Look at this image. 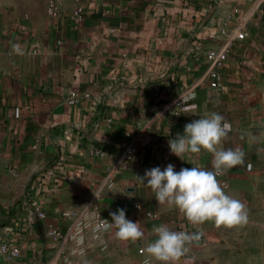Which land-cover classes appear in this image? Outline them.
Segmentation results:
<instances>
[{
    "label": "crops",
    "instance_id": "1",
    "mask_svg": "<svg viewBox=\"0 0 264 264\" xmlns=\"http://www.w3.org/2000/svg\"><path fill=\"white\" fill-rule=\"evenodd\" d=\"M223 48L215 66L208 54ZM0 50V245L18 246L25 264H160L146 247L165 224L199 235L177 264H224L228 250L233 264H264V0H0ZM71 90L89 97L70 104ZM211 112L232 124L222 147L245 153L222 174L223 190L245 205L243 226L193 225L140 178L169 163L212 170V153L181 160L169 148ZM92 192L109 221L126 209L142 240L110 227L80 256L50 235L70 229ZM0 264L14 260L0 254Z\"/></svg>",
    "mask_w": 264,
    "mask_h": 264
},
{
    "label": "clouds",
    "instance_id": "2",
    "mask_svg": "<svg viewBox=\"0 0 264 264\" xmlns=\"http://www.w3.org/2000/svg\"><path fill=\"white\" fill-rule=\"evenodd\" d=\"M13 48L22 54L19 44H14ZM231 131L232 124L218 112L185 124L183 133H177L169 140L170 152L182 160L185 154L206 150L213 154L212 170L192 166L177 171L171 163L163 169L160 166L146 169L140 178L154 192L156 201L178 208L193 225L208 221L226 227L246 224L245 205L228 195L217 180L227 169L244 163L242 150L222 147ZM110 216V222L105 219V228L115 227L118 239L142 240L144 232L139 222L128 219L126 209L118 208ZM153 231L157 238L146 247V252L160 264H176L188 251V245L199 239L196 233L174 231L165 224L156 226Z\"/></svg>",
    "mask_w": 264,
    "mask_h": 264
},
{
    "label": "built area",
    "instance_id": "3",
    "mask_svg": "<svg viewBox=\"0 0 264 264\" xmlns=\"http://www.w3.org/2000/svg\"><path fill=\"white\" fill-rule=\"evenodd\" d=\"M49 14L57 15L58 10L56 8L55 2L50 1L47 7ZM84 16L83 9L78 7L72 11L71 18L74 22L82 19ZM236 39H241L243 37L242 32H235ZM1 52V50H0ZM227 49L223 48L219 53H209L208 58L215 64V66H220L226 57ZM194 93L192 91L186 92L180 98L175 101L176 106H180L182 103L192 99ZM88 98V93H79L75 90H71L68 94L66 101L70 104L75 103L80 98ZM133 146L128 144L122 153V157L127 158L132 153ZM220 185L223 189L227 187V181L222 177V175L217 177ZM101 201V196L97 192H92L88 195L86 199L85 208L77 215L73 220L70 229L66 233H62L56 228H51L49 234L60 239H69L73 242L74 246L70 250L71 254H80L85 251L84 246L87 239H98L100 235L110 229L105 228V219H107L100 211L99 203ZM38 217L43 218L44 214L39 212ZM108 220V219H107ZM108 222H110L108 220ZM87 237V238H86ZM0 254L4 255L12 260L14 264H25L21 260V251L18 246L12 243L4 242L0 245ZM67 262H71L70 259L65 257ZM143 264H147L144 261Z\"/></svg>",
    "mask_w": 264,
    "mask_h": 264
},
{
    "label": "rangeland",
    "instance_id": "4",
    "mask_svg": "<svg viewBox=\"0 0 264 264\" xmlns=\"http://www.w3.org/2000/svg\"><path fill=\"white\" fill-rule=\"evenodd\" d=\"M229 237H231V236H229ZM87 238V237H86ZM89 240H93V239H87L86 240V242H85V246H84V249H85V251L83 252V253H80V254H78V255H80V256H83V254L86 252V250H87V248H88V241ZM74 245V244H73ZM207 253L212 257V258H214L215 257V255H216V250H208L207 251ZM236 253H237V251H232V250H228V251H224V254H227L228 255V257H225V261H224V264H233V260H232V256H235L236 255ZM77 255V254H76ZM144 261H147V264H153L150 260H148V259H145V260H143V262ZM177 264V263H176Z\"/></svg>",
    "mask_w": 264,
    "mask_h": 264
}]
</instances>
